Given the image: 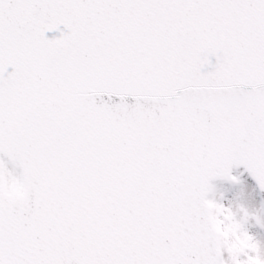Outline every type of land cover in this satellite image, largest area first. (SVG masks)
I'll return each instance as SVG.
<instances>
[{
  "label": "snow or ice",
  "instance_id": "6c2138e0",
  "mask_svg": "<svg viewBox=\"0 0 264 264\" xmlns=\"http://www.w3.org/2000/svg\"><path fill=\"white\" fill-rule=\"evenodd\" d=\"M234 164L264 190V0H0V264H264Z\"/></svg>",
  "mask_w": 264,
  "mask_h": 264
},
{
  "label": "rangeland",
  "instance_id": "374dc122",
  "mask_svg": "<svg viewBox=\"0 0 264 264\" xmlns=\"http://www.w3.org/2000/svg\"><path fill=\"white\" fill-rule=\"evenodd\" d=\"M233 176L237 178L236 182H214L208 199L229 209L241 224V230L250 235L264 252V193L258 191L244 170H235ZM224 258L228 259L227 252Z\"/></svg>",
  "mask_w": 264,
  "mask_h": 264
},
{
  "label": "water",
  "instance_id": "95a60500",
  "mask_svg": "<svg viewBox=\"0 0 264 264\" xmlns=\"http://www.w3.org/2000/svg\"><path fill=\"white\" fill-rule=\"evenodd\" d=\"M61 31H66V29H64L63 25L60 26V30H59V31L48 32V33H46V35H47L49 38H51V37H53V36H57V37H58V36L60 35V32H61ZM212 63H213V64L215 63V58H214V57L212 58ZM210 70H212V69H211V67H208V66H206L204 69H202V71H210ZM234 169H236V170L244 169L245 172H246V173L251 177V179L255 182V184L257 185L258 189H259L260 191L264 192V190H261V188L259 187L257 181L254 179V177L251 175V173L245 168L244 165H236V164H234V165L231 167V169H230V175H231V176H232V174H233ZM216 181H231V180H230V179H227V178H224V177L217 176L216 178H214V179H212V180L210 181V184L213 183V182H216ZM207 197H208V194H207ZM207 197H206V198H207Z\"/></svg>",
  "mask_w": 264,
  "mask_h": 264
},
{
  "label": "bare ground",
  "instance_id": "6f19581e",
  "mask_svg": "<svg viewBox=\"0 0 264 264\" xmlns=\"http://www.w3.org/2000/svg\"><path fill=\"white\" fill-rule=\"evenodd\" d=\"M256 230V229H255Z\"/></svg>",
  "mask_w": 264,
  "mask_h": 264
}]
</instances>
